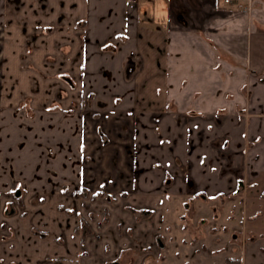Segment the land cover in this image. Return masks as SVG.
Wrapping results in <instances>:
<instances>
[{"label": "crops", "instance_id": "1", "mask_svg": "<svg viewBox=\"0 0 264 264\" xmlns=\"http://www.w3.org/2000/svg\"><path fill=\"white\" fill-rule=\"evenodd\" d=\"M252 2L247 11L245 0H0V27L17 16L9 41L18 74L30 75L29 100L51 102L44 115L62 117L60 127L50 120L45 144L80 162L71 155L84 143V117L134 121L126 193L155 213V262L168 247L171 262L193 254L195 264H264V0ZM115 207L105 226L118 235L117 215L128 216ZM83 219L67 225L77 254L89 237ZM108 245L118 243L110 236ZM125 249L133 264L146 260Z\"/></svg>", "mask_w": 264, "mask_h": 264}, {"label": "rangeland", "instance_id": "2", "mask_svg": "<svg viewBox=\"0 0 264 264\" xmlns=\"http://www.w3.org/2000/svg\"><path fill=\"white\" fill-rule=\"evenodd\" d=\"M251 3L252 0H245V10L250 11ZM6 17L8 19L5 24L0 27V263L133 264L135 260L129 255H123L121 251L125 248L119 245L128 233L126 249L132 250L133 259L146 255L143 264H195L193 254L179 255V260L168 261V254L171 256L168 247L165 248V259L160 258L155 262L151 257L150 243L154 244L152 234L155 232L151 223L155 213L152 208L137 203L138 198L128 197L126 193L130 189L129 182L133 181L131 178L136 149L133 148L136 137L133 120L126 117L107 119L103 115L84 117L85 122L91 124H85V144L72 150L77 151L78 156L76 153L71 155L80 162H75L76 159L66 162L62 157L66 149L61 151L50 143L45 144L44 138L53 134L50 131L52 128H46L51 124L50 120L54 119L60 127L62 117L60 114H56L54 118L44 115L45 111L54 112L53 108H57L51 106V102L37 103L29 100L30 93L34 92L27 84L30 75L18 74L24 69L17 68V59L12 56L16 53L9 41L12 39L11 33L15 31L10 26L16 24L13 19L17 16ZM17 28L24 32L23 35L28 30L24 24L22 28ZM16 79L17 86H11L10 81L13 83ZM16 89L19 90L18 93ZM35 104L38 106L35 107ZM54 104H58V101ZM36 111L43 112V116L36 117ZM55 136L59 139L60 134L56 132ZM40 142L42 143L39 144ZM167 143L169 140L165 144ZM87 144L88 147L85 148ZM101 155H104L103 162ZM149 172L154 173L152 169ZM27 173L29 174L24 179L23 176ZM91 173L99 177L95 179V183ZM67 178L71 181L70 184ZM74 205L80 210L77 215L84 218V226L79 230L87 232L89 236L84 249L78 254L77 241L69 238L67 227L76 221L77 215L70 214L68 210H74ZM115 206L125 208L128 216L123 220L117 215L115 221L121 223L118 235L113 225L105 226L110 216L108 212H113ZM141 221L146 223V229L137 232L135 222ZM127 225L130 226L129 229L126 228ZM253 226L255 227V223L249 222V227ZM168 230V233H174L173 229ZM134 232L141 236L135 238ZM143 235L147 237V244L144 245ZM110 236L115 238L118 246L108 245ZM248 236L254 235L248 233ZM166 237L165 234L161 238L164 246ZM138 242L142 243L137 244ZM183 257L186 259H182Z\"/></svg>", "mask_w": 264, "mask_h": 264}, {"label": "trees", "instance_id": "3", "mask_svg": "<svg viewBox=\"0 0 264 264\" xmlns=\"http://www.w3.org/2000/svg\"><path fill=\"white\" fill-rule=\"evenodd\" d=\"M224 264H240V262L237 260L227 259L225 260Z\"/></svg>", "mask_w": 264, "mask_h": 264}, {"label": "built area", "instance_id": "4", "mask_svg": "<svg viewBox=\"0 0 264 264\" xmlns=\"http://www.w3.org/2000/svg\"><path fill=\"white\" fill-rule=\"evenodd\" d=\"M234 0H222L223 4H230L232 3Z\"/></svg>", "mask_w": 264, "mask_h": 264}, {"label": "water", "instance_id": "5", "mask_svg": "<svg viewBox=\"0 0 264 264\" xmlns=\"http://www.w3.org/2000/svg\"><path fill=\"white\" fill-rule=\"evenodd\" d=\"M16 195H18V194L16 193Z\"/></svg>", "mask_w": 264, "mask_h": 264}]
</instances>
